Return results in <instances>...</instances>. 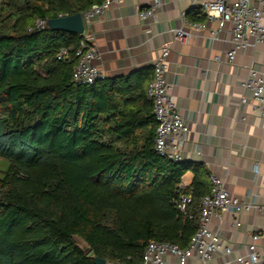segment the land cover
<instances>
[{
    "label": "trees",
    "instance_id": "obj_1",
    "mask_svg": "<svg viewBox=\"0 0 264 264\" xmlns=\"http://www.w3.org/2000/svg\"><path fill=\"white\" fill-rule=\"evenodd\" d=\"M102 2L0 0V158L9 163L0 177V264H141L149 242L184 249L198 228L210 173L154 151L152 68L75 85L80 36L34 29L37 19ZM62 49L70 59L57 58ZM188 172L192 202L180 213L176 189Z\"/></svg>",
    "mask_w": 264,
    "mask_h": 264
},
{
    "label": "crops",
    "instance_id": "obj_2",
    "mask_svg": "<svg viewBox=\"0 0 264 264\" xmlns=\"http://www.w3.org/2000/svg\"><path fill=\"white\" fill-rule=\"evenodd\" d=\"M208 1L121 0L118 5H108L90 26L100 55L98 65L106 78L127 76L150 68L160 47L169 43L166 79L190 130L182 163L204 165L225 181L230 195L264 206V119L241 84L249 67L264 72V44L238 52L228 61L230 24L219 28L217 22H209L200 29L188 24L191 19L205 22L204 3ZM150 7L152 14L140 19L138 13ZM179 29L186 34L182 41L174 38ZM242 97L246 103H240ZM192 177L188 172L182 179L190 185ZM208 226L220 235L221 245L234 249L228 255L215 253L213 264H238L235 258L246 253L245 246L257 232L262 234L257 246L264 259L263 211L220 212L211 217ZM165 258L166 264H176L174 257ZM187 264L201 262L192 257Z\"/></svg>",
    "mask_w": 264,
    "mask_h": 264
},
{
    "label": "built area",
    "instance_id": "obj_3",
    "mask_svg": "<svg viewBox=\"0 0 264 264\" xmlns=\"http://www.w3.org/2000/svg\"><path fill=\"white\" fill-rule=\"evenodd\" d=\"M121 0H103L81 14L83 30L78 47L74 51V66L72 69V82L75 85H93L96 81L106 78L98 65L100 55L94 44V34L90 26L93 19L102 17L108 5H118ZM206 13L205 22H189L191 27L200 29L206 23L217 22L222 28L226 23L231 25V49L226 53L228 61H232L235 54L245 51L258 43L264 44V4L261 0L253 3L252 0H209L204 3ZM153 8L141 10L138 15L144 20L152 14ZM46 20L37 19L34 29L46 28ZM31 30V29H29ZM215 35L216 30L210 29ZM182 30H176L174 38L182 41L185 37ZM170 51L169 43H164L157 58L151 63L152 77L146 89L147 98L152 103V116L156 123L153 139L154 151L173 163H182L183 146L189 135V128L177 110L172 97L171 85L166 79L167 56ZM59 60L70 59L67 50H60L57 54ZM242 87L251 94V102L257 109L259 116L264 119V72L253 66L249 67L246 77L242 80ZM246 98H241L240 103H246ZM257 175V170H254ZM264 177V173H263ZM211 189L197 204L198 228L192 236L189 245L181 249L175 244L151 241L142 254L141 264H166V256H172L176 264H187L192 257H197L201 264H213L215 253L230 254L234 249L221 245L220 235L209 229V222L213 215L220 212L237 213L248 211L250 208L264 212V206H259L250 201L240 200L230 195L225 187V181L215 174L209 175ZM175 205L180 213H185L192 202V189L181 178L176 189ZM233 224H237L233 222ZM261 233L251 236V241L245 246L246 253L238 255L235 260L238 264H264L260 255L257 242Z\"/></svg>",
    "mask_w": 264,
    "mask_h": 264
},
{
    "label": "water",
    "instance_id": "obj_4",
    "mask_svg": "<svg viewBox=\"0 0 264 264\" xmlns=\"http://www.w3.org/2000/svg\"><path fill=\"white\" fill-rule=\"evenodd\" d=\"M46 28L51 31H65L68 33L80 35L83 30L81 14L59 16L45 21ZM72 239L77 248L83 253L88 254L91 251L90 246L78 235H73ZM94 264H116L106 262L104 259L94 257Z\"/></svg>",
    "mask_w": 264,
    "mask_h": 264
},
{
    "label": "rangeland",
    "instance_id": "obj_5",
    "mask_svg": "<svg viewBox=\"0 0 264 264\" xmlns=\"http://www.w3.org/2000/svg\"><path fill=\"white\" fill-rule=\"evenodd\" d=\"M9 163L6 159L0 158V177H2L3 172L7 169Z\"/></svg>",
    "mask_w": 264,
    "mask_h": 264
}]
</instances>
